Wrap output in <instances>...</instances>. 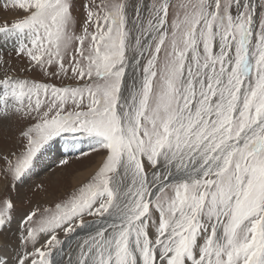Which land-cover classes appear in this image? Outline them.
Here are the masks:
<instances>
[{
	"label": "snow or ice",
	"instance_id": "obj_1",
	"mask_svg": "<svg viewBox=\"0 0 264 264\" xmlns=\"http://www.w3.org/2000/svg\"><path fill=\"white\" fill-rule=\"evenodd\" d=\"M0 5L21 71L76 82L0 78L13 187L57 138L102 153L14 230L0 189V264H264V0H86L79 35L75 0Z\"/></svg>",
	"mask_w": 264,
	"mask_h": 264
},
{
	"label": "rangeland",
	"instance_id": "obj_2",
	"mask_svg": "<svg viewBox=\"0 0 264 264\" xmlns=\"http://www.w3.org/2000/svg\"><path fill=\"white\" fill-rule=\"evenodd\" d=\"M85 2L86 0H75L73 14L77 22L74 26V30L78 35L81 34L80 25L85 16L83 9V4ZM6 15L9 21L13 19V16L6 13L2 5H0V23H3ZM0 57H3V62H0V78H2L5 73H9L14 76L18 75L21 78H28L42 83L55 84L57 86H61L62 84L75 85L76 83L65 77H61L60 79L47 77L39 69L31 72L21 71V69L28 66V61L26 58L16 56L12 44H2V47H0ZM69 75H71L70 72ZM24 126L25 122L18 120L16 117H12L8 120H0V189L7 186L11 198L15 202L16 210L13 213L15 217L13 223L16 221L14 223L16 225L23 214L31 208L37 206L41 208L51 207L56 202L65 199L71 192L85 183L94 171L79 185L74 186L73 179L79 172H84L94 166H98L102 156V153H93L91 147L77 150L74 153H69L65 157H62L61 161H67L66 164L59 161L51 168L52 170L45 169L30 179L24 177L25 179L23 178L22 181L17 182L15 187H13L11 176L6 171L7 160L5 157L12 159L14 153L18 155L23 150L24 140L20 137L19 132ZM57 139L65 140L63 138ZM69 139L79 140L84 138L78 136L76 139ZM84 153H88V155H84ZM45 196L50 197V199L48 198L50 202L44 205L38 204L40 200L45 199ZM8 235L11 236V233H8ZM59 236L63 238V232H59ZM44 239H46V237L42 236L41 243Z\"/></svg>",
	"mask_w": 264,
	"mask_h": 264
},
{
	"label": "bare ground",
	"instance_id": "obj_3",
	"mask_svg": "<svg viewBox=\"0 0 264 264\" xmlns=\"http://www.w3.org/2000/svg\"><path fill=\"white\" fill-rule=\"evenodd\" d=\"M2 44H4V42H3V40L2 41L0 40V47H2ZM9 44H11V43L4 44V45H9ZM83 148H85V149L90 148L89 143L85 139H79V140L57 139V141L52 146H50L47 150L44 151V153L39 157L38 161L34 164V166L26 174L25 177H27V179H30L45 169H51V168H53L54 165H56L59 161H61L62 157H65L67 154L74 153L77 150H80ZM96 167L97 166H94L93 168H90L87 171L79 172L73 179L74 186L82 183L83 180L89 174H91L93 171H95ZM44 198L45 199L40 200V203H38V204L44 205V204H47L48 202H50V200H49L50 197L45 196ZM14 223L12 221V224H11V227L13 230H14L15 225H16Z\"/></svg>",
	"mask_w": 264,
	"mask_h": 264
}]
</instances>
